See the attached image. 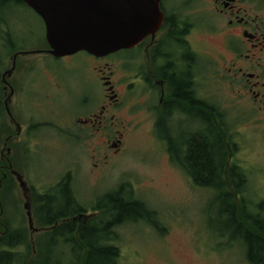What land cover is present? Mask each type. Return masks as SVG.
I'll return each mask as SVG.
<instances>
[{
  "label": "flooded vegetation",
  "instance_id": "obj_1",
  "mask_svg": "<svg viewBox=\"0 0 264 264\" xmlns=\"http://www.w3.org/2000/svg\"><path fill=\"white\" fill-rule=\"evenodd\" d=\"M158 9L162 20L154 23L145 38L111 55L95 57L80 52L63 58L26 56L50 57L57 63L82 58L63 69V74L77 73V68L86 71L78 90V111L63 113L51 108L49 116L53 118L30 115L25 119L26 126L15 119L20 126L15 138V127L8 119L12 132L3 144H26L19 158L27 167V144H48L43 139L35 140L40 139L36 133L66 128L60 131L61 138L87 144L90 149L92 146L93 171L100 172L109 158L122 152L130 133H147L190 187L218 199L215 206L219 212V199L228 201L235 223L224 228L219 224L214 241L226 245L224 253L231 254L233 264H264V251L254 259L247 244L248 237L264 246V196H259L262 184L256 178L260 172L257 164L263 159L256 155L253 159L255 150L250 151L248 146L264 144V0H160ZM214 43L219 46L217 50L211 49ZM32 65V61L21 64L18 85L8 80L13 97L17 91L21 97L26 93L27 77L35 71ZM41 74L59 93L68 97L76 93L74 87L66 88L51 67L46 66ZM2 89L5 101L10 89L4 91L3 85ZM48 93L46 98L50 100L52 95ZM21 107L25 110L24 97ZM53 120L64 125L57 126ZM202 144H212L209 146L214 155L219 152V183L198 182L195 171L202 159ZM0 160L4 163L0 171L9 174L6 158L1 155ZM75 174L72 168L65 178L71 187ZM30 191L33 218L34 198L37 204L44 203L59 190L43 189L40 194ZM70 194L73 208L82 212L72 219L76 224L83 221L80 226L89 221L84 216L88 209L97 207L106 195L90 206L80 200L73 187ZM58 225L55 222L52 227L34 228L43 233ZM207 252H199L202 262L226 264L218 251Z\"/></svg>",
  "mask_w": 264,
  "mask_h": 264
},
{
  "label": "rangeland",
  "instance_id": "obj_2",
  "mask_svg": "<svg viewBox=\"0 0 264 264\" xmlns=\"http://www.w3.org/2000/svg\"><path fill=\"white\" fill-rule=\"evenodd\" d=\"M8 17H10L8 41L15 48L20 51H33L46 47L43 22L29 9L16 6L12 8ZM218 48L216 43L211 46L213 50ZM0 54L2 55L0 74H3L10 67L11 54L4 49L0 50ZM27 57L17 59L16 71L9 81L10 84L14 85L16 82L18 85L22 77L21 64L32 61V68L35 71L28 75L27 90L22 96L26 111H22V97L19 91L12 98L11 112L15 119L26 126L28 122L25 119L31 117L30 115L37 119L41 116L53 118L49 116L51 108L63 113L77 112L78 90L82 88V79L87 74L79 68L76 69L77 73L63 74V69L64 66L74 65L82 58L57 63L50 57ZM46 66L51 67L54 73L58 74L66 88L73 90L74 87L76 93L73 92L68 97L49 86L45 81L46 78L41 74ZM48 92L52 95L50 100L46 98L49 95ZM36 103L39 104L35 106ZM1 122L5 127L3 126L0 140V156L4 139L12 132L5 112ZM53 122L60 127L64 125L54 120ZM58 129L59 132L53 131L54 129L48 131L43 129L36 133L40 139L35 140L43 139L48 144H27V150L30 152L27 167L21 165L19 158L20 149L26 144H20L17 141L16 144L10 145L9 160L12 167L14 164L15 170L24 175L34 194H40L43 189L60 184L65 180L67 172L74 168L76 174L72 176V187L80 200L91 204L90 206L95 199L126 185L127 188L123 186L126 188V195L132 200L144 203L156 214V217L150 225L141 221L136 224H125L116 230V246L121 256L118 264H210L211 261L202 262L199 253H208L207 250L218 251L226 264L235 262L231 254L224 253L227 249L226 245L214 241L220 227L219 208L215 206L213 197L205 191L190 187L180 173L169 165L163 148L158 144H152L147 133H130L122 152L109 158L108 165L102 168L103 171L97 172L93 171L90 158L92 146L90 149L87 144L75 143L66 138L65 140L64 137L61 138L63 133L60 131L66 128ZM250 145V151L255 150L253 159L255 155L263 159L257 164L260 172L256 178L262 184L259 196H264V144H248L249 147ZM0 162L3 163L1 160ZM1 163L0 166H3L4 163ZM1 176L5 179L7 171L4 173L0 171V178ZM0 190L2 193V198L0 193V224L3 225L1 231L7 228L5 227L7 221L10 222V227L28 229L23 209L24 199L18 183L8 182L2 186L0 182ZM91 208L84 214L87 220L99 215ZM82 223L83 221H80L78 225ZM28 233L29 242L43 234L41 232L32 234L29 230ZM16 252L20 253V257L24 260L25 250L18 248ZM212 264L217 263L212 262Z\"/></svg>",
  "mask_w": 264,
  "mask_h": 264
},
{
  "label": "trees",
  "instance_id": "obj_3",
  "mask_svg": "<svg viewBox=\"0 0 264 264\" xmlns=\"http://www.w3.org/2000/svg\"><path fill=\"white\" fill-rule=\"evenodd\" d=\"M16 6L29 9L20 0H0V50H6L11 56L20 51L8 41L10 38V17L8 16L12 8L14 9ZM29 10L35 14L31 9ZM44 44L48 46L46 40H44ZM1 57L0 54V68L2 67ZM1 76L2 74H0V140L4 130L1 118L5 112ZM10 145L12 144H9V147ZM209 145L212 144H202V159L195 171L199 178L198 182L205 185L219 183L217 178L219 164L216 160L219 152L214 155V150ZM13 168L16 169L14 164ZM0 182L3 186L8 182L14 184L16 181L7 173L5 179L1 176ZM123 186L127 188L126 185ZM123 186L100 199V202L97 203L98 206L92 208V211L99 215L81 226L72 220L82 212L72 206V194H70L72 187L68 184V180L65 179L60 184L50 187L49 189L59 191L55 197L44 200V203L37 204L36 197L34 198V220L37 229L52 227L55 222H59V225L51 230L47 229L39 238L29 242V229L10 227V222L7 221L4 234V230L1 231L3 225L0 224V264H118L121 256L120 250L116 246V230L125 224H136L141 221L150 225L153 218L156 217V214L144 203L130 199ZM213 200L217 204L218 199L213 197ZM227 202L225 198L219 199L222 207L220 208L221 212H218V222L223 228L226 224L235 223L234 211L228 207ZM244 235L248 236L246 233ZM247 244L251 257L254 259L256 254L264 251V246L248 237ZM18 248L25 250L24 260L23 257H20V253L16 252Z\"/></svg>",
  "mask_w": 264,
  "mask_h": 264
},
{
  "label": "water",
  "instance_id": "obj_4",
  "mask_svg": "<svg viewBox=\"0 0 264 264\" xmlns=\"http://www.w3.org/2000/svg\"><path fill=\"white\" fill-rule=\"evenodd\" d=\"M43 22L48 50L19 51L10 57V67L1 76L4 91L10 94L4 101L9 123L15 127L14 138L20 133L10 105L13 90L8 82L16 71L19 57L50 55L63 58L85 52L95 57H105L120 49L139 43L162 20L158 6L160 0H20ZM156 23V24H157ZM8 142L3 144L2 156L6 158L9 174L18 183L24 199L28 229L38 233L32 218L31 191L22 174L12 167L8 157Z\"/></svg>",
  "mask_w": 264,
  "mask_h": 264
}]
</instances>
